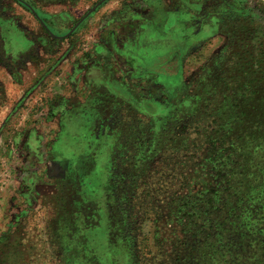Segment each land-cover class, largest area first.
Segmentation results:
<instances>
[{"label": "rangeland", "instance_id": "1", "mask_svg": "<svg viewBox=\"0 0 264 264\" xmlns=\"http://www.w3.org/2000/svg\"><path fill=\"white\" fill-rule=\"evenodd\" d=\"M101 1L0 0V264H172L174 209L235 178L220 157L242 154L233 116L264 91V0H106L85 18ZM160 50L163 76L179 54L172 89L136 60Z\"/></svg>", "mask_w": 264, "mask_h": 264}, {"label": "trees", "instance_id": "2", "mask_svg": "<svg viewBox=\"0 0 264 264\" xmlns=\"http://www.w3.org/2000/svg\"><path fill=\"white\" fill-rule=\"evenodd\" d=\"M175 81L178 79L164 83L172 89L170 83ZM254 95L251 111L236 110L233 116L237 131L246 135L239 137L236 145L242 154L233 160L220 157V172L226 169L225 175L235 176L227 180L230 187H205L190 195L183 209L180 207L183 215L174 209L175 215L181 216L188 245L182 255L173 254L172 264H264V148L256 144L260 138H251L256 133L254 127L264 125V91ZM248 115L252 118L246 121ZM224 159L231 160L234 168H227Z\"/></svg>", "mask_w": 264, "mask_h": 264}, {"label": "flooded vegetation", "instance_id": "3", "mask_svg": "<svg viewBox=\"0 0 264 264\" xmlns=\"http://www.w3.org/2000/svg\"><path fill=\"white\" fill-rule=\"evenodd\" d=\"M45 24V23H44ZM46 26V24H45ZM44 26V27H45ZM47 27V26H46ZM45 27V28H46ZM48 29V28H46ZM72 35V34H71ZM66 39V38H65ZM179 54H174L170 59L169 61H166L165 62V67H166V71L167 73L169 72L168 75H162L161 73H158L155 71V67L156 65L158 64V60L161 59L162 57L165 56L164 53H162V50H160V52H158L157 54H153V55H148V56H139L140 58H136V60L139 62V63H142L143 65V69H145V65H149V68H151L152 70V73L151 74H157L156 76H159V78H162L163 80L166 79V82H168L169 80H176V79H179V76H180V72H179V69H174L173 66H176L179 64V60H176L175 57H177ZM171 71H175L173 72L172 74L170 73ZM147 72V71H146ZM165 82V81H164ZM164 82H162V85H166ZM167 86V85H166ZM166 90V89H165ZM167 91V90H166ZM168 92V91H167Z\"/></svg>", "mask_w": 264, "mask_h": 264}, {"label": "water", "instance_id": "4", "mask_svg": "<svg viewBox=\"0 0 264 264\" xmlns=\"http://www.w3.org/2000/svg\"><path fill=\"white\" fill-rule=\"evenodd\" d=\"M104 1H106V0H103V1H101V2H99V4L98 5H96L86 16H85V18H87L90 14H92L99 6H101L103 3H104ZM84 18V19H85ZM83 19V20H84ZM43 25L45 26V24L43 23ZM46 27V26H45ZM47 28V27H46ZM75 29L76 28H74L67 36H65V37H61V39H65V38H68V37H70L71 36V34L75 31ZM52 36L54 37V38H56V36L55 35H53L52 34Z\"/></svg>", "mask_w": 264, "mask_h": 264}]
</instances>
